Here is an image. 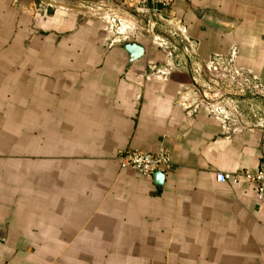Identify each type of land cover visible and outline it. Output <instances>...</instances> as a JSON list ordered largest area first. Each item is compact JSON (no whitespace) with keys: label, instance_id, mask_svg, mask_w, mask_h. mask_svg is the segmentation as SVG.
Returning a JSON list of instances; mask_svg holds the SVG:
<instances>
[{"label":"crops","instance_id":"0c3cea01","mask_svg":"<svg viewBox=\"0 0 264 264\" xmlns=\"http://www.w3.org/2000/svg\"><path fill=\"white\" fill-rule=\"evenodd\" d=\"M234 49L256 81L210 67ZM161 148L159 194L119 155ZM263 156L264 0H0V264H264L253 184L216 175Z\"/></svg>","mask_w":264,"mask_h":264},{"label":"built area","instance_id":"2783aa9c","mask_svg":"<svg viewBox=\"0 0 264 264\" xmlns=\"http://www.w3.org/2000/svg\"><path fill=\"white\" fill-rule=\"evenodd\" d=\"M175 0H126V4L136 11H150L154 15L162 8L173 6ZM156 29V22L154 18H150L148 24V31L154 33ZM121 41V40H119ZM237 55V49H234L230 56L216 54L209 61L210 67L217 70H227L235 77L240 74L245 75V80L256 81V77L251 74L241 73L238 69L233 67V58ZM195 81L196 78H195ZM226 95H244L247 89L242 86H237L233 83H226L224 85ZM119 163L122 169H131L147 178H154L156 172H164L168 174L172 170V160L170 153L161 148L158 152H146L138 149H128L119 155ZM217 179L221 182H238L245 177L249 180L255 189L257 199L264 205V156L260 161V165L256 172L244 171L238 173H222L218 172Z\"/></svg>","mask_w":264,"mask_h":264},{"label":"water","instance_id":"95a60500","mask_svg":"<svg viewBox=\"0 0 264 264\" xmlns=\"http://www.w3.org/2000/svg\"><path fill=\"white\" fill-rule=\"evenodd\" d=\"M210 25L221 30L229 29L228 26L223 24L217 25L216 23L211 22ZM122 47L129 55V63H133L134 61L142 58L146 53L145 48L135 41H125L122 43ZM154 181L156 183L158 193L161 194L166 182V174L164 172H156L154 174Z\"/></svg>","mask_w":264,"mask_h":264}]
</instances>
